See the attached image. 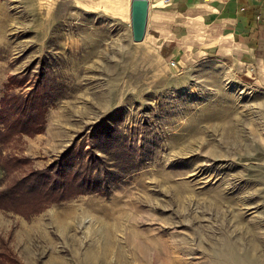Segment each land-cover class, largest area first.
<instances>
[{"label":"rangeland","instance_id":"obj_1","mask_svg":"<svg viewBox=\"0 0 264 264\" xmlns=\"http://www.w3.org/2000/svg\"><path fill=\"white\" fill-rule=\"evenodd\" d=\"M163 250L264 264V75L173 65L131 0H0V264Z\"/></svg>","mask_w":264,"mask_h":264},{"label":"crops","instance_id":"obj_2","mask_svg":"<svg viewBox=\"0 0 264 264\" xmlns=\"http://www.w3.org/2000/svg\"><path fill=\"white\" fill-rule=\"evenodd\" d=\"M147 35L172 61L217 57L264 75V0H150Z\"/></svg>","mask_w":264,"mask_h":264},{"label":"water","instance_id":"obj_3","mask_svg":"<svg viewBox=\"0 0 264 264\" xmlns=\"http://www.w3.org/2000/svg\"><path fill=\"white\" fill-rule=\"evenodd\" d=\"M150 0H131V26L135 42H141L147 34Z\"/></svg>","mask_w":264,"mask_h":264},{"label":"bare ground","instance_id":"obj_4","mask_svg":"<svg viewBox=\"0 0 264 264\" xmlns=\"http://www.w3.org/2000/svg\"><path fill=\"white\" fill-rule=\"evenodd\" d=\"M183 191H186V188L181 187L178 189V193L180 194V197H179L180 199H182L181 196H182ZM76 211L71 210L72 214H75ZM152 247H153V243L144 244L142 247V250H141L142 251L141 254H143V256L146 258V256L148 255V253ZM163 251H165V250H163ZM178 263L180 264V261H179L178 257H176L174 255V252H172L171 250L165 251L164 254L162 252V260H161L160 264H178Z\"/></svg>","mask_w":264,"mask_h":264},{"label":"trees","instance_id":"obj_5","mask_svg":"<svg viewBox=\"0 0 264 264\" xmlns=\"http://www.w3.org/2000/svg\"><path fill=\"white\" fill-rule=\"evenodd\" d=\"M23 112V111H22ZM26 114V113H25ZM31 117H33V114L32 115H28L27 118H26V123H29L31 121ZM29 118V119H28ZM99 187L97 186L96 187V191H98ZM79 190L77 191H74V192H78Z\"/></svg>","mask_w":264,"mask_h":264},{"label":"built area","instance_id":"obj_6","mask_svg":"<svg viewBox=\"0 0 264 264\" xmlns=\"http://www.w3.org/2000/svg\"><path fill=\"white\" fill-rule=\"evenodd\" d=\"M172 63H173V65H175V64H176V62H175V61H172Z\"/></svg>","mask_w":264,"mask_h":264}]
</instances>
